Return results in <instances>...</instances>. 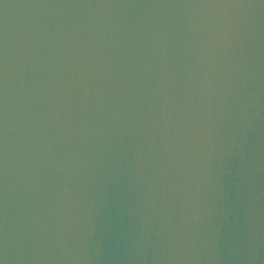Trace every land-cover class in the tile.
<instances>
[{"label": "water", "instance_id": "95a60500", "mask_svg": "<svg viewBox=\"0 0 264 264\" xmlns=\"http://www.w3.org/2000/svg\"><path fill=\"white\" fill-rule=\"evenodd\" d=\"M3 264H264V0H0Z\"/></svg>", "mask_w": 264, "mask_h": 264}, {"label": "snow or ice", "instance_id": "6c2138e0", "mask_svg": "<svg viewBox=\"0 0 264 264\" xmlns=\"http://www.w3.org/2000/svg\"><path fill=\"white\" fill-rule=\"evenodd\" d=\"M0 264H3V261L2 260H0Z\"/></svg>", "mask_w": 264, "mask_h": 264}]
</instances>
